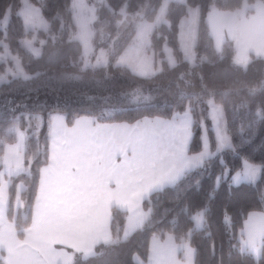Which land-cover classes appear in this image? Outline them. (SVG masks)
Listing matches in <instances>:
<instances>
[{
    "label": "trees",
    "instance_id": "1",
    "mask_svg": "<svg viewBox=\"0 0 264 264\" xmlns=\"http://www.w3.org/2000/svg\"><path fill=\"white\" fill-rule=\"evenodd\" d=\"M164 1L87 0L96 10L92 42L109 59L104 66L88 67L73 20V0H29L47 24L36 31L26 29L20 14L22 0H0V172L6 147L16 142L15 128L25 136V172L11 179L8 216L23 238L32 220L41 169L49 162V125L55 114H63L72 125L80 116L135 123L189 112L194 119L189 152L199 153L205 129L215 147L209 116L212 102L223 109L227 132L240 151L225 149L211 164L207 160L203 168L186 173L175 185L152 193L143 203L148 213L145 223L127 238H123L127 213L112 209L111 241L98 244L92 256L77 255L74 264H138L136 258L146 262L152 236L166 234L196 249L194 264H264V248L259 262L246 249L240 254L248 215L264 212V59L252 57L239 64L232 42L216 50L208 24L211 10L235 11L244 2L264 0L172 1L164 21L148 38L152 50L164 59L162 70L145 77L117 65L135 37L137 21L153 22ZM191 8L200 12L193 62L184 58L179 43L180 22ZM24 41L39 48V53L27 50ZM163 46L172 49L175 66L166 62ZM97 58L89 56L90 63ZM245 159L261 165L259 177L229 192L230 177L243 169ZM222 166L228 171L210 204L206 224L198 229L191 216ZM19 184L20 205L14 214Z\"/></svg>",
    "mask_w": 264,
    "mask_h": 264
},
{
    "label": "crops",
    "instance_id": "2",
    "mask_svg": "<svg viewBox=\"0 0 264 264\" xmlns=\"http://www.w3.org/2000/svg\"><path fill=\"white\" fill-rule=\"evenodd\" d=\"M208 24L216 50L232 42L239 64L252 57L264 59V2H244L236 11L211 10ZM210 104L216 147L218 128L221 135L227 131L226 119L221 106ZM49 129V162L41 169L32 220L23 238L8 207L11 179L25 172V136L20 134L16 145L6 147L0 172V264H74L77 255L92 256L98 244L112 239L114 208L127 213L123 238L129 237L143 226L137 220L146 213L144 201L195 170L192 162L203 151L202 147L199 153L189 152L194 135L189 112L135 123L80 116L72 125L63 114H55ZM189 247L171 234L154 235L147 261L136 258V262L189 264ZM257 247L262 256L264 232L257 236ZM194 260L195 255L193 264Z\"/></svg>",
    "mask_w": 264,
    "mask_h": 264
},
{
    "label": "rangeland",
    "instance_id": "3",
    "mask_svg": "<svg viewBox=\"0 0 264 264\" xmlns=\"http://www.w3.org/2000/svg\"><path fill=\"white\" fill-rule=\"evenodd\" d=\"M172 1H175V0H165L164 1V3L162 4L161 8L159 9L158 14L156 15L155 20L153 22H148L146 20L137 21V23H136V28H137L136 30L137 31H136L135 37L131 41V42L134 41V43L132 45L129 44L127 46L125 51L121 54L120 58L117 59V65L126 66L134 74H136L138 76H145V77L155 75L162 70V68H163L162 63H163L164 59H161L157 55L158 53H155L152 50V48L150 46L149 35L155 31L156 27L159 26L161 24V22L164 21L167 6ZM178 1L182 2L185 0H178ZM22 2H23L22 3L23 7L20 11V14L24 18V24L26 26V29L27 30L32 29L35 31L40 30V29H46L47 24L41 15L40 9L38 7H36L35 5L31 4L29 2V0H22ZM72 7H73V20L78 27V34H77L78 39L83 44V49H84L85 57H86V65H88V67L104 66L105 64H107L109 59L105 55L106 53H104V51L100 50V51H98L99 52L98 53L95 50L96 42L94 44L92 42L93 41V34H94L93 25H94V21H95V17H96L95 8L90 7L87 3V0H73ZM8 17H9V15L6 16L5 20H7ZM199 19H200L199 10L197 8H191L188 10V15L181 20V22L184 21V23L182 24V26H183L182 32H185V35L183 38L184 43L182 45L183 48L181 51L184 52L183 53L184 58L190 62H193L194 59L196 58L194 49H195V45L197 42V31H198ZM181 22H180V27H181ZM179 43H180V33H179ZM23 45L27 50L33 52L34 54L39 53V48L33 46L29 41H24ZM180 48H181V45H180ZM163 51L165 53V60L168 63V65L170 67L175 66L177 64V61H176L175 57L173 56L172 49L170 47L163 46ZM8 52L9 51H6L4 54L7 55ZM94 54L96 56H98V58L92 64L89 61V56L94 55ZM216 126H218V125H216ZM212 127H213V125H212ZM15 130L17 133V138H16V142L13 143L12 145H16L18 143L19 137L24 135V133L22 131L17 130L16 128H15ZM213 131H214V127H213ZM218 131H219V128H218ZM20 134H22V135L19 136ZM204 134H205V136L203 138V141L206 140L211 145V143L208 139V130L205 129L202 136ZM211 148H212V146H211ZM242 170H240V171H242ZM260 171H261V169H260ZM232 175H235V174H232ZM258 177H259V174H258ZM258 177H257V179H258ZM255 181H251V182H255ZM243 182H250V181H241L240 184ZM20 187H22L21 184L18 185L16 196L13 199L14 214H15V212H17V210L19 208V204H20L19 203V201H20V193H19ZM22 213H23V211H22ZM23 215L26 216L25 213H23ZM147 216H148V213H147ZM195 227H196V225H195ZM198 229H200V228H198ZM82 257H85V256H82ZM74 262H75V260H74Z\"/></svg>",
    "mask_w": 264,
    "mask_h": 264
},
{
    "label": "snow or ice",
    "instance_id": "4",
    "mask_svg": "<svg viewBox=\"0 0 264 264\" xmlns=\"http://www.w3.org/2000/svg\"><path fill=\"white\" fill-rule=\"evenodd\" d=\"M254 133V132H253ZM217 144L215 150L211 149V145L205 140L203 142V151L201 156L192 162V169L203 168L204 160L207 159L209 164H211L213 157H216L218 154L222 153L224 149H230L234 153H238L240 148L234 145L233 138L230 134L225 131L223 135L217 131L216 134ZM221 165L224 164V161H220ZM261 165L250 163L247 159L244 160L243 170L236 171L235 175L230 177L231 184L228 185V191L231 192L233 186H239L241 181H255L260 172ZM226 167H221L220 173L217 176L216 180L213 183L211 189L205 195L203 203L198 207L199 210L195 212L194 216H191V221L195 222L197 228H201L206 224V215L211 211L210 204L214 201L216 193L219 191L220 180L227 173ZM199 186V185H198ZM147 218V213L140 216L137 220V223L142 226L144 220ZM225 218H227V213L225 210ZM264 232V212L256 213L252 212L248 215L245 227L241 232V241H240V254L245 253L247 248L253 255V258L259 262L261 259L260 249L257 247V236L259 233ZM196 253V249L193 247L188 248V257L189 264H193V257Z\"/></svg>",
    "mask_w": 264,
    "mask_h": 264
}]
</instances>
